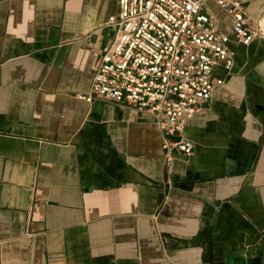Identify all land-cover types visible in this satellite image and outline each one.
Instances as JSON below:
<instances>
[{"label": "crops", "instance_id": "1", "mask_svg": "<svg viewBox=\"0 0 264 264\" xmlns=\"http://www.w3.org/2000/svg\"><path fill=\"white\" fill-rule=\"evenodd\" d=\"M116 12L0 0V264H264V40L231 36L234 68L183 132L193 154L168 161L146 112L78 98Z\"/></svg>", "mask_w": 264, "mask_h": 264}, {"label": "built area", "instance_id": "2", "mask_svg": "<svg viewBox=\"0 0 264 264\" xmlns=\"http://www.w3.org/2000/svg\"><path fill=\"white\" fill-rule=\"evenodd\" d=\"M208 3L232 18L230 35L221 30ZM105 28L113 43L90 92L78 98L146 112L163 134L168 161L175 152L193 154L194 145L183 132L232 72L231 36L249 46L261 35L258 19L249 15L243 0H117V12Z\"/></svg>", "mask_w": 264, "mask_h": 264}, {"label": "rangeland", "instance_id": "3", "mask_svg": "<svg viewBox=\"0 0 264 264\" xmlns=\"http://www.w3.org/2000/svg\"><path fill=\"white\" fill-rule=\"evenodd\" d=\"M261 0H252L251 3H249L250 6H252V8L250 7V10L249 11L251 14H255L256 12V8L255 6L253 5V2H258L260 3ZM246 2H249V1H246ZM208 6L209 8L214 12L219 24H220V28L221 30L225 33V34H228L230 35L231 34V29H232V24H233V21H232V18L226 14L223 10H221L220 8H218L216 5H214L213 3H208ZM248 8V7H247ZM264 10V1L262 2V7H261V11ZM260 11V12H261ZM260 14V15H259ZM262 16V17H261ZM264 17V12L262 13H258V21L260 22L261 18ZM255 19V18H254ZM255 22V21H254ZM261 27V26H260ZM255 29V23L253 26L250 27V30H254ZM262 29V27H261ZM263 31V29H262ZM261 31V35L258 39H263L264 40V31L262 32Z\"/></svg>", "mask_w": 264, "mask_h": 264}, {"label": "bare ground", "instance_id": "4", "mask_svg": "<svg viewBox=\"0 0 264 264\" xmlns=\"http://www.w3.org/2000/svg\"><path fill=\"white\" fill-rule=\"evenodd\" d=\"M261 17H262V16H261ZM258 23H259V27L261 26L262 29H263V31H264V17L261 18L260 22L258 21ZM261 27H260V29H261ZM262 29H261V31H262ZM263 31H262V32H263Z\"/></svg>", "mask_w": 264, "mask_h": 264}]
</instances>
